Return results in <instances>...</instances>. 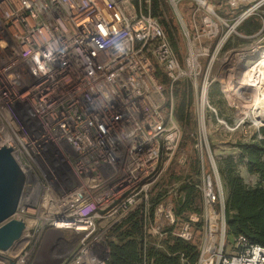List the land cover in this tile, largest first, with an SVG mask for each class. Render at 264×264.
<instances>
[{
    "label": "built area",
    "instance_id": "1",
    "mask_svg": "<svg viewBox=\"0 0 264 264\" xmlns=\"http://www.w3.org/2000/svg\"><path fill=\"white\" fill-rule=\"evenodd\" d=\"M242 1L253 3L239 22L264 7ZM210 6H201L208 27ZM186 49L180 61L157 18L133 0H0V147L24 174L13 216L24 229L0 264H31L52 234L53 249L77 245L62 264H106V234L147 200L179 149L174 85L189 79L200 90L197 112L206 107L198 79L208 51L189 40ZM199 192L207 229L197 264H264V247L243 236L227 246L224 202L203 171ZM195 218L174 235L192 241ZM174 220L163 201L146 230L161 235Z\"/></svg>",
    "mask_w": 264,
    "mask_h": 264
},
{
    "label": "rangeland",
    "instance_id": "2",
    "mask_svg": "<svg viewBox=\"0 0 264 264\" xmlns=\"http://www.w3.org/2000/svg\"><path fill=\"white\" fill-rule=\"evenodd\" d=\"M165 1L169 13L158 14L157 20L162 28L165 24L164 27L171 30L168 40L173 44L172 48L180 61H183L186 56L188 40L208 51L200 60L202 70L198 79L199 85L203 80L207 86L205 89L206 107L202 113L199 114L196 110V108L199 110L196 103L199 101L200 90L198 88L195 91L189 79L178 81L174 85L175 89L173 87V106H179L182 103L181 98L184 97L186 119L183 122L188 129L194 128L191 133L193 141L177 151L173 164L177 169L186 171L190 164L197 160L199 173L203 171L205 174L211 175L214 189L219 194L220 201L225 202L227 187L224 177L219 171L220 165L227 157L232 158L234 162L239 160L240 153L235 144L248 142L255 136L259 138L260 129L264 128V124L256 125L250 115L243 114L251 106L252 100H248L242 93L243 89L238 87L241 74L244 73L242 75L244 80L247 78L246 74L249 69L243 68L261 60L264 55V7L255 9L239 22L240 15L253 2L206 0L213 6L216 15L210 17L213 25L208 27L204 25L201 6L194 0ZM138 4L143 12V8L149 9L150 0H144L142 6L139 1ZM250 21L259 25L257 32L248 35L237 30L244 22ZM160 79L165 81L163 75ZM228 86L234 89L226 88ZM174 93H176V99ZM237 95L239 102L236 100ZM196 100L197 102H195ZM199 122L202 124L201 127ZM236 172L246 185L253 186L257 182V176L249 174L242 163L237 164ZM162 176L155 182L153 188L156 187ZM206 223V216L202 210L201 214L192 221L193 239L191 242L201 244L207 229ZM65 235L68 237L70 234L68 232ZM225 241L228 246L232 239L226 237ZM76 248L77 245L71 243L68 246L61 245L57 250L52 247L45 249L43 255H39L37 264H52L57 259H60V264H62L75 253ZM35 258L36 253L32 262Z\"/></svg>",
    "mask_w": 264,
    "mask_h": 264
},
{
    "label": "trees",
    "instance_id": "3",
    "mask_svg": "<svg viewBox=\"0 0 264 264\" xmlns=\"http://www.w3.org/2000/svg\"><path fill=\"white\" fill-rule=\"evenodd\" d=\"M138 1L142 6L144 0H133V4L138 7ZM143 12L146 13V9L143 8ZM149 13L155 18L161 13L168 14L167 2L150 0ZM164 25L168 39L171 30ZM237 30L252 35L259 30V25L253 21L244 22ZM170 45L174 47L172 43ZM174 96L176 99V93ZM183 100L184 97L179 106H174V114L182 131L178 150L193 141L191 133L194 128L188 129L183 122L186 119ZM259 133V138L255 136L248 142L236 143L239 160L234 162L230 157L225 158L219 171L227 187L224 202L225 236L232 240L243 236L250 243L264 247V128ZM239 163L244 164L249 174L257 176L253 186L246 185L236 172ZM170 197H173V201ZM167 200L173 202L174 223L163 226L161 235H152L146 227L153 221L156 206ZM201 212L197 160L186 171L177 169L172 162L147 200L128 212L106 234V264H197L198 244L184 241L173 232L189 214L199 215Z\"/></svg>",
    "mask_w": 264,
    "mask_h": 264
},
{
    "label": "water",
    "instance_id": "4",
    "mask_svg": "<svg viewBox=\"0 0 264 264\" xmlns=\"http://www.w3.org/2000/svg\"><path fill=\"white\" fill-rule=\"evenodd\" d=\"M24 183V174L11 155L10 147H0V251H5L19 239L24 224L13 218ZM36 256L32 264H37ZM57 259L52 264H60Z\"/></svg>",
    "mask_w": 264,
    "mask_h": 264
},
{
    "label": "bare ground",
    "instance_id": "5",
    "mask_svg": "<svg viewBox=\"0 0 264 264\" xmlns=\"http://www.w3.org/2000/svg\"><path fill=\"white\" fill-rule=\"evenodd\" d=\"M198 3L201 6H205L208 10L211 9L210 4H208L204 0H199ZM241 55H245V54H241ZM250 66H246L245 68H243V69H249L248 73L246 74L247 78L246 80H244L243 79L244 77L242 76L244 73H242L240 76V85H238V87H241L243 89L242 93L245 97H247L248 100H252L251 106L249 107L247 111H244L243 114L250 115L253 118L254 123L256 125H259V124H264V74H263L264 73V55L261 60H258L252 63ZM226 88L234 89L233 87H230V86ZM259 92H260V95H259ZM237 99H238V95L236 97V100ZM237 101L239 102V100ZM213 226H214V220H212L211 222V228H213ZM56 237H57V234H52L51 237L49 236L47 238L41 250L42 252L40 253V255L41 254L43 255V250L45 249L47 250L51 248V243H52L51 241L52 239H55ZM16 244L17 243L15 241L10 246V248L14 247Z\"/></svg>",
    "mask_w": 264,
    "mask_h": 264
}]
</instances>
